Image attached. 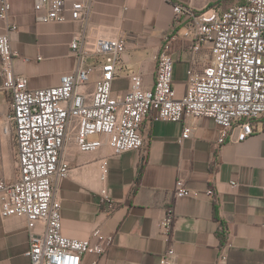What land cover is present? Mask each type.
Here are the masks:
<instances>
[{"label": "crops", "instance_id": "1", "mask_svg": "<svg viewBox=\"0 0 264 264\" xmlns=\"http://www.w3.org/2000/svg\"><path fill=\"white\" fill-rule=\"evenodd\" d=\"M9 1V20L17 25L9 32L17 53L15 72L28 78L30 88L58 84L60 75L78 63L69 43L81 23H40L34 19L35 0ZM244 1L90 0L85 29L90 38L124 36L126 40L113 91L126 92L131 86L129 77L136 72L144 87L150 88L163 36L180 29L173 4H188L196 11L212 6L225 10ZM3 31L0 19V33ZM175 46L172 79L176 94L181 96L188 53L179 44ZM101 62L99 55L85 59L95 69ZM96 75L94 70L87 89H93ZM1 85L0 74V120H4L9 94ZM186 123L193 127L191 135L179 142L183 122L147 118L142 124L144 147L119 155L110 154L106 143L96 151L83 152L74 138L67 142L63 156L71 170L54 186L61 205L62 232L84 238L98 226L112 234V243L99 264H158L169 247L175 251L173 264H216L226 243V264H264V116L255 122L254 134L242 141L226 139L222 144L217 143L218 126L212 118H188ZM16 150L13 134H0V175L7 180L16 176ZM102 158L108 161L105 181L98 175ZM179 177L199 194L175 198ZM101 188H106L110 205L102 201ZM209 189L212 195L206 194ZM169 206L174 220L166 234L159 222ZM28 246L25 220L0 213V264H31L25 255Z\"/></svg>", "mask_w": 264, "mask_h": 264}, {"label": "built area", "instance_id": "2", "mask_svg": "<svg viewBox=\"0 0 264 264\" xmlns=\"http://www.w3.org/2000/svg\"><path fill=\"white\" fill-rule=\"evenodd\" d=\"M90 0H35L34 19L40 23L79 22L81 28L69 43L77 58L76 67L64 72L59 83L30 88L28 78L14 70L17 53L9 32L17 25L9 20L11 3L0 0V74L3 89L9 94L8 112L0 120V134H13L16 176L0 175L1 216L25 220L29 246L25 255L31 264H99L111 245L112 234L95 227L84 238L62 232L61 205L54 196L55 181L70 173L63 156L68 141L74 138L78 150L96 151L104 143L110 154L119 155L144 147L142 124L145 119L183 122L178 141L190 137L188 118L208 116L218 126L217 143L226 139L242 141L256 132L255 122L264 116V0H245L225 10L216 6L200 11L188 4H173L180 29L163 36L155 56L153 86L144 87L140 73L129 77L132 93L115 92L112 82L117 65L126 50L124 36L90 38L85 29ZM188 53L184 93L173 86V46ZM102 57L95 69L85 59ZM97 75L91 83V74ZM93 135L99 137L91 139ZM99 179L108 176V161L99 162ZM232 185L236 183L231 182ZM102 201L111 204L106 188ZM179 177L174 196L198 195ZM206 194L212 195L209 189ZM174 210L169 206L159 227L170 233ZM225 232V229H224ZM226 243L216 264H226ZM175 251L167 248L158 264H173ZM90 256V259L86 257Z\"/></svg>", "mask_w": 264, "mask_h": 264}, {"label": "bare ground", "instance_id": "3", "mask_svg": "<svg viewBox=\"0 0 264 264\" xmlns=\"http://www.w3.org/2000/svg\"><path fill=\"white\" fill-rule=\"evenodd\" d=\"M1 88L3 89V82H2ZM125 93H132V85Z\"/></svg>", "mask_w": 264, "mask_h": 264}, {"label": "trees", "instance_id": "4", "mask_svg": "<svg viewBox=\"0 0 264 264\" xmlns=\"http://www.w3.org/2000/svg\"><path fill=\"white\" fill-rule=\"evenodd\" d=\"M175 45H176V44H175ZM175 45L173 46V50L176 48V46H175ZM224 229H225V227H224V226H222V227H221V231H222V232H224Z\"/></svg>", "mask_w": 264, "mask_h": 264}]
</instances>
